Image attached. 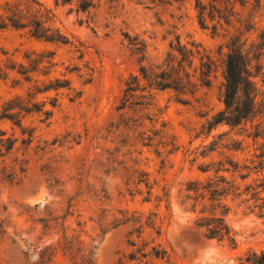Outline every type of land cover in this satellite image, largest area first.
Listing matches in <instances>:
<instances>
[{
  "label": "rangeland",
  "instance_id": "rangeland-1",
  "mask_svg": "<svg viewBox=\"0 0 264 264\" xmlns=\"http://www.w3.org/2000/svg\"><path fill=\"white\" fill-rule=\"evenodd\" d=\"M38 1L49 10L47 25L72 44L44 42L27 29H0V66L8 58L23 61L25 51L48 50L55 63L48 77L68 78L70 88L36 96L50 115L23 118V128L32 133L28 143L22 142L27 134L20 128L0 120L5 135L17 139L0 156V264H37L48 253L40 251L58 244L63 233L78 235L81 252L92 246L94 264H235L247 251L264 249V214L228 200L231 244L206 238L183 203L186 182L213 172L199 167L224 155L242 162L259 152L263 139L253 144L247 135L264 121L263 112L236 127L220 124L207 131L206 124L223 108L228 39L238 28L244 30L246 20L254 28L243 31L241 39L248 45L256 37L264 28V0L254 12V0L245 6L232 0L237 14L230 24L221 20L216 31V19L199 23L196 0H85L91 3L85 10L79 7L83 0ZM202 2L209 6V0ZM135 42L144 46L143 59ZM170 45L194 51L190 72L196 75L209 57L210 84H197L188 95L153 89L149 110L119 108L125 80L140 65L161 62ZM262 63L264 70V57ZM17 78L14 71L0 74V106L25 95L27 84H14ZM257 82L264 111V76ZM53 97L57 103L52 107ZM231 140H243L242 150L227 149ZM172 146L176 149L169 152ZM149 219L159 233L147 226ZM152 247L163 248L166 257L149 254ZM49 261L72 264L59 249Z\"/></svg>",
  "mask_w": 264,
  "mask_h": 264
},
{
  "label": "trees",
  "instance_id": "trees-1",
  "mask_svg": "<svg viewBox=\"0 0 264 264\" xmlns=\"http://www.w3.org/2000/svg\"><path fill=\"white\" fill-rule=\"evenodd\" d=\"M0 5V29L13 28L16 30L27 29L29 35L35 39L54 44H72L67 36L60 30L47 25L51 20L49 10L38 0H1ZM236 1V0H235ZM241 6H245L248 0H237ZM232 0H209V6L196 0V10L198 21L205 26V20H217L212 25L213 31L218 25L231 23V16L237 14L234 10ZM223 3V7L217 6ZM91 5L90 1L83 0L79 7L81 10L87 9ZM260 6L259 0H254L252 11ZM254 28V23L246 20L244 30L239 28L231 34L227 42V52L224 58V82L222 103L223 108L212 115L207 121L206 130L211 131L220 124L229 127H236L251 121L257 113L263 111L262 105L257 101L259 94L258 78H263L264 70L262 58L264 57V28L260 29L256 37L246 45L247 39L242 40L241 35ZM135 50L142 53L144 58V46L135 42ZM134 43V44H135ZM80 57L83 56V51ZM175 52V53H174ZM198 53V51H197ZM54 52L51 51H25L23 61L7 59L4 66H0V74L6 76L9 71H14L19 78L14 80V84L21 81L27 84L25 95H16L4 101L0 106V120H8L13 125L21 129L22 134L27 137L22 139L23 143H28L31 138V131H25L22 126L23 118L28 114L42 113L47 119L50 110L43 109L45 102L36 100V96L49 91H57L63 88H70L68 78L48 77L54 66ZM194 51L181 46L170 45V51L159 63H148L140 65L137 74H132L125 80L123 96L119 108H130L134 112L149 110L153 104V94L151 90H172L176 94H193L197 84L208 86L213 73L212 61L207 57V61L200 62V73L196 75L190 72L193 66ZM80 70V68H77ZM44 77L45 79H41ZM20 81V82H19ZM185 102L184 99H179ZM57 98L50 100L51 106H55ZM259 107H261L259 110ZM142 116V115H141ZM150 115L146 118L151 120ZM140 117V116H139ZM131 125H134V122ZM259 121L251 136L253 144L258 143V139L263 141L259 144V152H254L250 158H245L239 162L232 157L224 155L211 165L199 167L203 172L213 170L212 174L204 180H189L183 189V203L187 204V209L194 215L193 222L197 228L202 229L203 235L208 239L218 241L226 240L234 243V233L225 221V215L229 211L228 200L237 201L238 204H245L251 211L264 214V125ZM142 138V137H141ZM152 142L151 137H146ZM16 138L6 136L0 129V156L9 153L16 142ZM144 145H150V143ZM218 141L212 142L209 150ZM243 140H231L224 146L227 149L242 150ZM176 148L171 147L169 152ZM229 174V175H226ZM153 214V213H151ZM135 223L139 222L136 218ZM78 225H81L78 223ZM147 226L155 229L159 233V228L153 219H149ZM141 227L138 226V228ZM82 230L81 228L79 229ZM82 241L78 235L62 234L58 244H49L42 252L47 253L37 264H50V259L58 249L62 254L72 259V264H94L91 256L92 249L88 252H81ZM37 248V245H34ZM157 258H165L166 251L163 248L152 247L148 252ZM166 264H174L166 260ZM235 264H264V249L249 250L237 259Z\"/></svg>",
  "mask_w": 264,
  "mask_h": 264
}]
</instances>
